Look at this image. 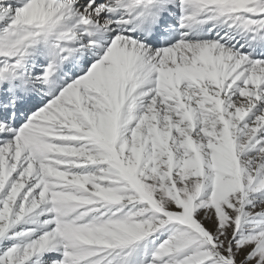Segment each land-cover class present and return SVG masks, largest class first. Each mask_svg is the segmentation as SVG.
Returning <instances> with one entry per match:
<instances>
[{"label":"snow or ice","instance_id":"obj_1","mask_svg":"<svg viewBox=\"0 0 264 264\" xmlns=\"http://www.w3.org/2000/svg\"><path fill=\"white\" fill-rule=\"evenodd\" d=\"M0 264H264V0H0Z\"/></svg>","mask_w":264,"mask_h":264}]
</instances>
